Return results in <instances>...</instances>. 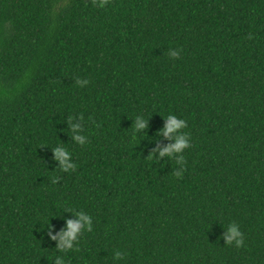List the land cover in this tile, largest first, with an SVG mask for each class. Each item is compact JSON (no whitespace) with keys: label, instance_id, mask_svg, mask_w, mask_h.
<instances>
[{"label":"trees","instance_id":"trees-1","mask_svg":"<svg viewBox=\"0 0 264 264\" xmlns=\"http://www.w3.org/2000/svg\"><path fill=\"white\" fill-rule=\"evenodd\" d=\"M170 113L191 135L181 177L175 159L149 158L175 142L161 134ZM57 144L76 169L56 170ZM67 208L92 232L59 253L51 236L79 219ZM233 221L243 247L227 245ZM57 255L264 264V0H0V264Z\"/></svg>","mask_w":264,"mask_h":264},{"label":"clouds","instance_id":"clouds-1","mask_svg":"<svg viewBox=\"0 0 264 264\" xmlns=\"http://www.w3.org/2000/svg\"><path fill=\"white\" fill-rule=\"evenodd\" d=\"M94 6L105 8L109 4V0H93ZM180 51L169 49L165 55L171 57L172 59H178L180 56ZM89 83L86 79H76V85L83 88L87 86ZM77 119V116L71 115L68 120L69 124V135H71L81 146L86 145L89 142L88 136L80 135L81 131V123H73ZM79 119L81 122L84 121L83 114L79 115ZM148 118H145L143 114L136 115L134 119V123L132 129L134 133H141L148 127ZM166 125L161 130V134L170 140H174V143L169 144L168 146L159 149V157L156 156V152L154 151L149 158H155L159 161V158L168 156L171 159H175L176 163L181 166L180 170L174 172L176 177H181L183 175V170L186 166V160L184 156V152L186 149L191 147V135L190 133L183 132V129L187 128V121L183 118L177 117L175 114H168L166 116ZM54 159L59 161L60 167L56 170L61 172H71L76 169L77 165L72 162V152L65 147L64 144H57L54 147ZM60 177H55L53 179V183H58ZM60 206V205H58ZM62 207V206H60ZM72 211H76L73 208H67ZM76 215L79 217L78 220L67 221L66 230L62 231L59 234V237L56 235H52L51 238L53 240H59L57 251L59 253H67L76 249L74 247L73 242H79L82 233L92 232V217L90 215H86L83 211H76ZM54 216V215H53ZM49 226V225H48ZM47 226V227H48ZM225 228L228 229V233L226 236L227 245L235 244L236 247L244 246V234L240 230L239 224L236 222H231ZM124 253L117 251L115 253V259L120 260L124 258ZM56 264H66L64 257L62 255L56 256Z\"/></svg>","mask_w":264,"mask_h":264}]
</instances>
